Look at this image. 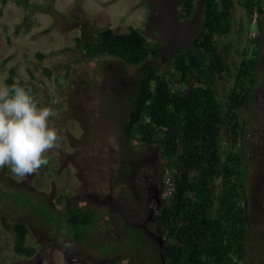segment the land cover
I'll return each mask as SVG.
<instances>
[{
    "label": "trees",
    "instance_id": "16d2710c",
    "mask_svg": "<svg viewBox=\"0 0 264 264\" xmlns=\"http://www.w3.org/2000/svg\"><path fill=\"white\" fill-rule=\"evenodd\" d=\"M17 1L26 8L30 6L29 0ZM196 1L180 0L182 17L195 12ZM235 2L204 0L198 34L175 50L164 65L158 62L159 44L150 41L140 28L131 26L119 32L111 26H85L83 35L75 39L84 57L109 56L105 64L114 68L109 94L111 101H118L116 115L126 148V167L122 166L120 176L135 174L131 159L135 143L159 150L164 159V198L155 223L165 232L164 256L168 264H244L248 258L254 226L250 216L252 197L247 190L251 174L245 155L242 113H252L257 107L255 87L262 57L264 0L243 3L249 22L257 13L259 31L252 39L253 50L243 53L233 73L229 46L222 38L235 27ZM45 6L40 9L62 15L54 6ZM46 70L51 73L50 68ZM221 81L225 83L223 95ZM14 82L30 86L40 106L37 87L31 81H18L15 68H11L6 83ZM15 199L34 208L47 221L53 219L47 207L34 206L22 196L15 195ZM57 202L61 204L63 197ZM100 214V209L91 204H68L65 226L73 229L78 241H83ZM259 215L264 216V211ZM6 223L15 237L14 251L25 257L35 256L38 247L28 243L29 224L17 219ZM127 233L126 246L145 243L146 237L139 229L130 227ZM141 246L137 245L139 249Z\"/></svg>",
    "mask_w": 264,
    "mask_h": 264
},
{
    "label": "rangeland",
    "instance_id": "374dc122",
    "mask_svg": "<svg viewBox=\"0 0 264 264\" xmlns=\"http://www.w3.org/2000/svg\"><path fill=\"white\" fill-rule=\"evenodd\" d=\"M244 1L236 0L235 27L229 36L222 38L229 46L233 73L243 53L250 54L253 50V32L259 31L256 23L247 20ZM179 2L29 0L30 6L26 8L17 0L5 3L0 0V87L7 85L11 68H15L18 81H31L37 87L40 107H52L60 113L51 124L62 138L59 148L46 153L50 157L48 166L37 173L21 178L10 167L0 169V264H63L59 237L55 242L50 239V227L43 225L42 217L34 208L17 202L15 195L30 200L34 206L57 205L62 211L65 203L57 202L60 197L79 206L91 204L102 213L101 225L109 224L112 208L114 212L119 207L122 209L121 204L127 205L128 200L134 207L137 195L144 194L150 177L162 174L164 159L160 151L135 143L131 152L135 174L120 176L126 148L121 142L116 115L118 101H111L109 94L115 78L114 68L105 64L109 56L84 57L75 39L83 35L85 26L89 29L111 26L119 32H126L131 26L140 28L150 41L159 44L158 62L164 65L175 50L194 39L202 25L204 0L196 1V10L188 17L181 16ZM40 6H54L62 15L46 13ZM38 53L44 56L39 57ZM261 54L259 81L255 87L257 107L252 113H242L245 155L251 174L247 190L252 197L250 216L254 226L244 264H264V216L259 215L264 211V21ZM46 68L51 69L50 74ZM220 91L222 95L225 92L224 81L220 82ZM167 181L168 177L165 184ZM50 214L54 216V212ZM15 218L26 220L30 226L28 243L38 247L37 255L32 258L14 251L15 237L6 222ZM95 236L109 238L108 233L95 232ZM128 242L125 237L119 243L127 252L130 251L126 247ZM112 243H105L104 248L112 250ZM144 248L147 249L145 245ZM83 249L81 257L90 251ZM95 259L101 260L97 256ZM122 260L118 258L114 262L126 261ZM146 264H155L153 256Z\"/></svg>",
    "mask_w": 264,
    "mask_h": 264
},
{
    "label": "flooded vegetation",
    "instance_id": "af4514ba",
    "mask_svg": "<svg viewBox=\"0 0 264 264\" xmlns=\"http://www.w3.org/2000/svg\"><path fill=\"white\" fill-rule=\"evenodd\" d=\"M145 188V192L142 196L137 195L134 207H132L133 203H130V200H128L129 202L127 205H125V203L121 204L122 209L119 207L114 212V208H112V221L108 220L109 224L104 222V224L101 225V218H103V216L100 214L97 223L92 226L90 234L87 235L83 241H78L75 232L72 231L73 229L70 230L69 226H65L67 223L65 222L64 214L68 204L78 205L77 203L70 202L63 197V202L65 203L63 211L60 210L57 205L47 206L48 209L54 212L53 219L47 221L40 214L39 215L42 217L43 225L50 227L52 230L49 238L53 239L55 242L56 238L59 237L58 242L61 244L58 248L62 251L63 264H116L114 260L116 261L118 258L121 260L125 258L122 260H126L124 263L146 264V261L152 258V256L155 260V264H168L164 256V246L166 243L165 232L155 223V214L159 208H161L164 198V195L161 193V189L163 188L161 175L155 174V176H151ZM44 198L46 200V196ZM134 198L135 196L132 197V200H134ZM113 212L117 213V216L113 214ZM15 219L22 220L20 218ZM24 221L27 222L26 220ZM54 227L56 228L54 229ZM130 227H134L137 230L139 229L146 237L145 243L140 247L141 251L137 245L133 244L126 246L129 247L131 252L124 251L123 248L119 246L122 239L127 237V231ZM95 232L96 234L108 233L109 238H100V236L98 238L95 236ZM88 239H92L91 242H89ZM110 239H114V241ZM111 242H113L112 244L114 245L112 250L104 248L105 243ZM144 245L147 249L144 248ZM155 246H157V248ZM82 248L90 250L85 257L80 256V254L83 253ZM96 256L101 259L99 262L95 259ZM120 263L123 264L121 261Z\"/></svg>",
    "mask_w": 264,
    "mask_h": 264
},
{
    "label": "clouds",
    "instance_id": "9594fccd",
    "mask_svg": "<svg viewBox=\"0 0 264 264\" xmlns=\"http://www.w3.org/2000/svg\"><path fill=\"white\" fill-rule=\"evenodd\" d=\"M59 116L56 109L39 106L30 86L0 87V169L10 167L23 178L48 166L46 153L59 148L62 139L51 124Z\"/></svg>",
    "mask_w": 264,
    "mask_h": 264
},
{
    "label": "built area",
    "instance_id": "2783aa9c",
    "mask_svg": "<svg viewBox=\"0 0 264 264\" xmlns=\"http://www.w3.org/2000/svg\"><path fill=\"white\" fill-rule=\"evenodd\" d=\"M256 17H257V13L254 14V19H253L254 23L256 22ZM253 35L256 36V32H253Z\"/></svg>",
    "mask_w": 264,
    "mask_h": 264
}]
</instances>
